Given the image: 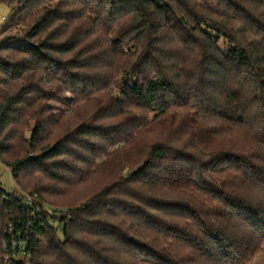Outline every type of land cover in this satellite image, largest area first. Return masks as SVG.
Returning <instances> with one entry per match:
<instances>
[{
  "label": "trees",
  "instance_id": "1",
  "mask_svg": "<svg viewBox=\"0 0 264 264\" xmlns=\"http://www.w3.org/2000/svg\"><path fill=\"white\" fill-rule=\"evenodd\" d=\"M2 3L22 44L0 47V164L19 191L0 184V264H251L264 247V0ZM50 102L74 108L56 116ZM87 183L62 217L44 208ZM16 245L30 258H9Z\"/></svg>",
  "mask_w": 264,
  "mask_h": 264
},
{
  "label": "rangeland",
  "instance_id": "2",
  "mask_svg": "<svg viewBox=\"0 0 264 264\" xmlns=\"http://www.w3.org/2000/svg\"><path fill=\"white\" fill-rule=\"evenodd\" d=\"M53 6H57V3L54 2ZM66 9V8H65ZM11 14V7L7 5L6 3L0 4V47H11V49H18L19 45L22 44V38H20L21 33H19L17 28H12V26H21V23L17 25V23L13 22L14 20L9 19V15ZM9 17V18H8ZM91 21L89 22L87 20H84L81 22L80 26H96L95 19L90 18ZM26 26V25H25ZM59 26H67L65 22H60ZM5 32V33H4ZM92 43L93 41L89 40V43ZM219 48L224 51L227 49L226 43H224L223 40L220 41L219 43ZM14 54V53H13ZM100 59L102 58L99 55ZM68 59H70L68 57ZM96 73L98 72H90L88 73L89 76H96ZM57 76L55 70H53V75L51 76ZM1 80H3V77H0ZM32 77L30 78L31 81ZM36 79L41 80V76H37ZM22 82L16 83L14 82L10 86V89L8 87H4L3 90L6 91V93L11 92L14 88L19 87ZM45 85L41 84V88H51L55 84L58 85L57 82H53V84H47L44 83ZM48 86V87H47ZM12 89V90H11ZM54 93V92H53ZM67 94L66 98H72V95L69 93H64L63 96L65 97ZM48 106L50 108V112L52 114H55L56 116H60L61 114H67L69 115L74 107H67L64 102H50L48 103ZM89 110V109H88ZM90 111H87V113ZM82 116V115H80ZM34 122H30L28 132L26 133L27 138H29L30 133L32 132ZM41 181L44 184V180L41 178ZM47 183V182H46ZM0 184L7 190L9 193L13 194H19L18 188L16 184L13 181V177L11 172L2 164H0ZM90 186V183H87L85 186H81L78 188L73 189L71 192H69L67 195L57 198L56 200L53 201V198H50L49 203L50 206H45L44 208L51 211V210H58V211H64L67 212V209L69 208L70 204L76 205L75 202H78L81 199V196L84 194L85 190ZM72 202V203H71ZM79 203V202H78ZM251 264H264V247L262 252H260L255 259L251 262Z\"/></svg>",
  "mask_w": 264,
  "mask_h": 264
},
{
  "label": "built area",
  "instance_id": "3",
  "mask_svg": "<svg viewBox=\"0 0 264 264\" xmlns=\"http://www.w3.org/2000/svg\"><path fill=\"white\" fill-rule=\"evenodd\" d=\"M24 203L27 205V206H32L34 204V201L32 198L28 197L25 199ZM38 209V208H37ZM45 211V210H43ZM48 213L52 216V217H56V218H60L64 215V211H58V210H51V211H48ZM34 215V214H33ZM32 215V216H33ZM9 258H13L15 260H21V261H25L28 257V254L26 253V249L24 246H21V245H16V246H13V251H12V255H8ZM30 258V257H28Z\"/></svg>",
  "mask_w": 264,
  "mask_h": 264
}]
</instances>
